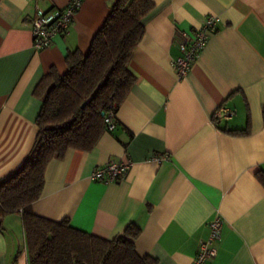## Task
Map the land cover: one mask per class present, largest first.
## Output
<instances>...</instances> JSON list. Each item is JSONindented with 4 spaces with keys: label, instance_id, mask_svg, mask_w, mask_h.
Wrapping results in <instances>:
<instances>
[{
    "label": "crops",
    "instance_id": "1",
    "mask_svg": "<svg viewBox=\"0 0 264 264\" xmlns=\"http://www.w3.org/2000/svg\"><path fill=\"white\" fill-rule=\"evenodd\" d=\"M152 1L127 64L134 83L116 110V128L89 150L53 157L32 211L101 238L134 224L136 251L156 264H192L218 216L216 254L205 264H264V185L257 177L264 172V0ZM67 2L0 0V181L34 146L37 83L50 67L65 72L68 51L88 52L114 0H82L66 33L36 51L26 19L37 7ZM208 15L218 17V27L179 78L171 65L179 31L201 27ZM220 105L234 114L215 122ZM125 158L132 164L123 178H91L98 166ZM0 264H28L19 213L1 220Z\"/></svg>",
    "mask_w": 264,
    "mask_h": 264
},
{
    "label": "trees",
    "instance_id": "2",
    "mask_svg": "<svg viewBox=\"0 0 264 264\" xmlns=\"http://www.w3.org/2000/svg\"><path fill=\"white\" fill-rule=\"evenodd\" d=\"M153 7L152 0H114L88 52L68 51L65 72L50 67L34 88L42 98L34 146L0 181V224L6 214H20L28 264H156L155 258L136 251L140 228L134 224L101 238L74 228L67 218L55 221L32 211L48 162L70 148L91 149L106 131V113L116 112L134 83L127 64ZM234 131L245 133L246 128ZM257 177L264 185V172Z\"/></svg>",
    "mask_w": 264,
    "mask_h": 264
},
{
    "label": "built area",
    "instance_id": "3",
    "mask_svg": "<svg viewBox=\"0 0 264 264\" xmlns=\"http://www.w3.org/2000/svg\"><path fill=\"white\" fill-rule=\"evenodd\" d=\"M82 4V0H68L67 4L61 8H50L47 10L36 8L35 14L26 19L32 35V47L36 51L49 47L57 36L66 33L71 25L74 16ZM219 19L215 15L206 16L201 27L190 32L179 31L180 40L178 42L179 55L171 60L176 75L184 77L190 70L192 63L197 59L200 51L207 41V32L218 27ZM114 111H109L104 117L106 131L112 132L116 128L117 121ZM233 110L220 105L213 114V121L226 120L232 117ZM168 158L163 155L157 158L158 161ZM132 162L125 158L120 161H108L104 165L98 166L91 174L93 180L110 183L125 176ZM220 227V218L214 217L210 221V235L199 241L198 250L194 256L192 264H205L206 260L216 254L214 240L217 238V229Z\"/></svg>",
    "mask_w": 264,
    "mask_h": 264
}]
</instances>
